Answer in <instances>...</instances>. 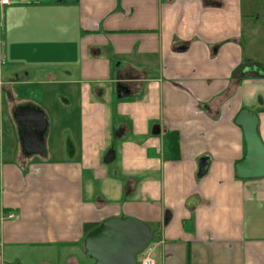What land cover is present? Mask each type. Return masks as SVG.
<instances>
[{"label":"crops","instance_id":"0c3cea01","mask_svg":"<svg viewBox=\"0 0 264 264\" xmlns=\"http://www.w3.org/2000/svg\"><path fill=\"white\" fill-rule=\"evenodd\" d=\"M12 2L0 264H95L83 227L113 218L146 224L159 264H264V176L235 171L240 111L264 144V0Z\"/></svg>","mask_w":264,"mask_h":264},{"label":"water","instance_id":"95a60500","mask_svg":"<svg viewBox=\"0 0 264 264\" xmlns=\"http://www.w3.org/2000/svg\"><path fill=\"white\" fill-rule=\"evenodd\" d=\"M235 123L242 128L246 144L244 158L235 167L236 176L241 179L263 177L264 144L256 130V116L242 110ZM150 236V228L138 220L107 219L86 236V255L94 259L95 264H137L136 256L148 244Z\"/></svg>","mask_w":264,"mask_h":264},{"label":"trees","instance_id":"16d2710c","mask_svg":"<svg viewBox=\"0 0 264 264\" xmlns=\"http://www.w3.org/2000/svg\"><path fill=\"white\" fill-rule=\"evenodd\" d=\"M167 142H168V148H169V151L172 155V157L174 159H176L178 157V139H177V135L175 133H170L168 136H167ZM96 224H86L84 225L83 227V232L86 234V233H89L91 232L92 230H94L96 228ZM154 233V231L152 232ZM152 234H151V239H152Z\"/></svg>","mask_w":264,"mask_h":264},{"label":"built area","instance_id":"2783aa9c","mask_svg":"<svg viewBox=\"0 0 264 264\" xmlns=\"http://www.w3.org/2000/svg\"><path fill=\"white\" fill-rule=\"evenodd\" d=\"M13 0H0V6H6L12 4ZM15 215H9V218H15ZM137 264H159L157 260L153 257V255L150 252V249H148L144 254L140 257Z\"/></svg>","mask_w":264,"mask_h":264},{"label":"rangeland","instance_id":"374dc122","mask_svg":"<svg viewBox=\"0 0 264 264\" xmlns=\"http://www.w3.org/2000/svg\"><path fill=\"white\" fill-rule=\"evenodd\" d=\"M4 68V67H3ZM8 69V68H7ZM152 240V239H151ZM151 240H149V241H151ZM146 246H147V248H146ZM145 246V248L142 250V252L139 254V257H138V260L140 259V257L144 254V252H146L149 248H148V244Z\"/></svg>","mask_w":264,"mask_h":264}]
</instances>
